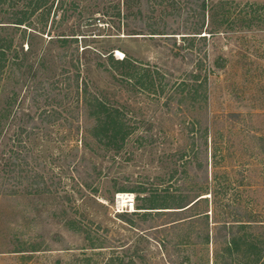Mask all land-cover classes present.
Segmentation results:
<instances>
[{
    "label": "rangeland",
    "instance_id": "obj_1",
    "mask_svg": "<svg viewBox=\"0 0 264 264\" xmlns=\"http://www.w3.org/2000/svg\"><path fill=\"white\" fill-rule=\"evenodd\" d=\"M196 1L65 0L46 25L2 23L16 52L0 82V264H264V0H218L203 29L217 34L191 41L183 37L202 24ZM16 2L1 5L0 21ZM224 15L244 25L222 27ZM84 49L106 63L87 74ZM111 53L127 54L131 75L119 76ZM77 77L117 112L105 138L97 109L78 100ZM215 174L225 212H248L262 243L231 252L207 243L212 198L197 212L209 219L174 227L195 212L141 209L128 213L133 224L112 213L116 193L213 190Z\"/></svg>",
    "mask_w": 264,
    "mask_h": 264
},
{
    "label": "trees",
    "instance_id": "obj_2",
    "mask_svg": "<svg viewBox=\"0 0 264 264\" xmlns=\"http://www.w3.org/2000/svg\"><path fill=\"white\" fill-rule=\"evenodd\" d=\"M6 1L7 0H0V7L1 5L6 4ZM217 1L218 0H197L196 1L197 4L194 10L198 12L197 13L198 19L199 21L202 22V24L200 25L199 24L200 22H198V24L196 25L198 29L192 30V32L187 33L188 35H191V36L189 37L187 36L183 38H190L191 41H194L196 38H198L197 35H202L203 33L209 34L210 37H213L214 35L217 34V32L213 31L214 28H211L214 25L210 23L206 27V32H203V29L205 27V14L208 11L209 14L211 13V17L214 15L215 11L213 13L211 11H213L214 8H217L218 6ZM219 1H222V0H219ZM56 2H57V8H58L59 5L62 6L64 4L65 0H17L16 2L17 5L13 6L12 4L8 6V8H10L9 10H11V14L8 15L9 16L8 18L4 19V22L0 21V31L5 30V27H7L5 25L3 26L2 23L7 24V25L14 24V25H19V26L20 25L27 26V24H31V21L34 16L42 20L44 22V25H46L50 12L52 8L54 7V5L56 4ZM223 18H224V21L222 23V27L224 26L233 27V23L234 25L236 24L244 25V22H245V20L243 19L242 21L238 22L237 20L231 19L230 16L227 17V15H224ZM249 23L251 24H249L247 27L252 28L254 21L251 20L249 21ZM15 28H19V27H15ZM150 34L151 35H178V33H173V34H169V33L167 34V33H162V32L157 33L156 30H154ZM50 36L53 37V35H50ZM166 38L174 39V40L176 39L174 36H170ZM65 40H66L65 38H60L59 41L65 42ZM200 40L206 41L207 36H200ZM28 50H30V48ZM15 52L16 50L13 47V40H9V39L6 40V38L3 39V37L0 36V82L2 79V75L4 74V72H6L5 67L7 68V62L9 60L11 61V59L14 60L12 58L13 57L12 55H14ZM77 57H78L77 58L78 64L82 61L80 63V66H83V68H85V71L87 74L90 73L93 65L103 66L106 63L105 58H103L101 55L99 56L97 54H91V51H88V49L83 50L82 57L81 56H77ZM109 57H110L109 59H111V62L118 64L119 65L118 67H121V69L123 70V73H121V71L119 72V76L124 77L127 75H131L130 70L134 64L128 59L127 54L121 60H116L114 56L112 55V53L109 54ZM42 58H43L42 59L43 63L41 65H43V67L46 68L45 60L47 58L46 56H42ZM41 69H44V68L38 66V71L41 72ZM145 77L146 75H143L138 80L140 85L141 83L142 84L144 83ZM75 82H76L75 87L79 95L78 100L79 99L82 100L83 109L86 110L90 106L97 109L96 112H97V115L99 116L96 119V122L98 123L96 128L99 129L100 132L105 133L102 135V138H105L104 135H106V132L110 131V126H109V124L111 123L110 119L114 115L116 116V113H117L116 110H113L112 104L107 99V97H105L106 95L100 96V94H98L97 92L93 90V88L91 87V83L89 80H87V78L83 79L82 82H79V78L77 77ZM71 84L69 86L70 91H72L74 87L73 84L72 86ZM50 85L54 86L53 83H51ZM195 87L199 88L198 85H195ZM44 92L49 95L52 92L51 94L54 95L52 87L48 88V90ZM55 96L53 97L47 96V98L52 100V98L54 99ZM233 115L235 114H232V116ZM53 118H54L53 115H51V121H53ZM201 138H204L205 144L208 145L207 135L205 136V134H201ZM214 176H215L213 179L214 188L216 189V188H219L217 185L220 182H218V179H217L218 175L215 174ZM194 189L195 191L191 194V192L190 193L185 192L184 190H180V189L174 191L173 189L169 187L168 189L164 190L163 193H155L154 195L150 194V195L141 197L140 195L142 193L145 194L146 192L142 188L137 187V190H135V192L133 193L139 194V199L142 201V203L137 204L136 210L170 209L172 210L171 212L169 211V212H163V213H174V215H183V214H187L192 211L195 212L191 216L179 217L171 221L170 222L171 226L174 227V226H177L178 224H183L187 222L188 220H192V219L194 220L200 217H206V219H209L208 210L203 214L197 213V212H198V207L202 203L204 202L208 203L209 198H212L211 203L214 208L211 211H212L213 218H214V221H213L215 225L214 227L216 229H215V232L211 234V236L209 235V233L207 234L206 236L207 243L217 244L218 242L224 241V244H225L224 251L225 252H228V251L231 252L233 250L231 246L234 245L236 247L240 245V243H243V242H246V243L248 242L249 245L251 246H255L259 243H262L260 239L254 238V236H256V234L254 233V230L258 228L260 223H258V221L254 220L253 218H249L248 216L249 214L247 211H246L247 213H237L231 210H228V212H225L227 208L229 207V205L228 206L222 205V201L224 198L219 197L220 195L218 192L219 190L217 189L210 190L208 189V185H199L197 186V189L196 188ZM226 195L227 194L225 192L224 196ZM152 204L155 206L157 205L158 207L151 208L149 205H152ZM144 205H147V207H145ZM224 207H226L225 210H224ZM218 211H221L223 213L222 221L218 220ZM144 213L146 214H143V215L148 216L149 215L148 213H151V212H144ZM157 213H161V212H157ZM118 216L122 217V219L125 222L131 223V224L134 223L131 217L128 215V213L119 214ZM227 217H232L233 220L230 221V219ZM258 253L252 255L254 259L250 260L251 262L253 261L256 263L258 262L259 256H260V255L258 256ZM220 255L221 253H217L215 257H219Z\"/></svg>",
    "mask_w": 264,
    "mask_h": 264
},
{
    "label": "built area",
    "instance_id": "obj_3",
    "mask_svg": "<svg viewBox=\"0 0 264 264\" xmlns=\"http://www.w3.org/2000/svg\"><path fill=\"white\" fill-rule=\"evenodd\" d=\"M137 207L136 195L131 192H119L115 194L114 202L111 206L112 213L119 215L123 213L135 212Z\"/></svg>",
    "mask_w": 264,
    "mask_h": 264
}]
</instances>
